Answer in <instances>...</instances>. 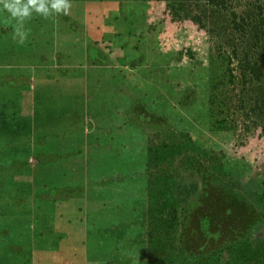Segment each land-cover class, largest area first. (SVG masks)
Segmentation results:
<instances>
[{
	"label": "trees",
	"instance_id": "obj_1",
	"mask_svg": "<svg viewBox=\"0 0 264 264\" xmlns=\"http://www.w3.org/2000/svg\"><path fill=\"white\" fill-rule=\"evenodd\" d=\"M233 1L237 0H69L100 6L103 13L94 30L97 40L84 23L75 20L76 10L70 16L53 12L48 17L59 20L61 15V27L70 33L64 40L59 35L57 47L68 42L77 44L78 51L75 47L69 53L67 49L50 51L35 66L16 65V56L24 53L9 51L17 39L10 34L11 22L0 15V45L5 44L0 52V92H10L7 80L23 69L31 81L48 83L49 90L61 86L63 96L69 98L64 105L80 107L72 113L80 120L71 116L65 122L80 124L77 153L81 161L85 159L70 176L65 174L69 168L55 165L54 160L40 164L41 155L64 145L52 134L59 128L56 117L46 122L39 114L23 118L0 104V256H16L18 264H37V244L44 238L47 252L40 264H84L89 247L104 232L95 231L103 228L109 212L128 216L129 223L143 226L150 234L156 249L150 248L146 264H158L163 250V261L171 257V263L178 264H222L226 256L225 264H264V174L248 177L251 165L232 160L220 144L227 133L233 136L239 128L241 136L259 129L264 136V0L245 4L239 0L236 5ZM33 15L29 20L32 35L41 30L43 22ZM166 26L173 28L170 33ZM206 38L208 58L225 63L220 78L217 72H223L216 61L208 68L203 67L204 61L197 62L196 45L200 47ZM73 82L80 86L71 90ZM114 88L118 91L110 92ZM53 103L42 101L46 109H55L58 102ZM188 114L194 116L191 121ZM19 131L28 135L22 138ZM125 131L129 141L122 134ZM98 148L123 156L124 175L119 181L111 164L106 176L87 175L97 164L88 168ZM136 158L142 162L134 168ZM46 170L51 177L62 173L55 184H46L39 172ZM107 180L108 185H103ZM45 195L52 197L54 215L69 213L71 204L76 218L86 217L100 225L93 231L89 226L79 228L74 234L65 230L61 219L59 232L50 223L42 224L48 214L42 208ZM29 197L32 222L25 229L18 225L24 224L21 220L15 222L23 208L16 203ZM77 200L82 203L74 204ZM92 200L99 204L96 211L89 207ZM186 207L187 211L195 207L187 220L181 218ZM253 208L260 211L261 219L244 224V215ZM242 225L244 239L233 241ZM69 234L77 235L81 243H72ZM57 244L61 249L51 250ZM4 262L0 259V264Z\"/></svg>",
	"mask_w": 264,
	"mask_h": 264
},
{
	"label": "rangeland",
	"instance_id": "obj_2",
	"mask_svg": "<svg viewBox=\"0 0 264 264\" xmlns=\"http://www.w3.org/2000/svg\"><path fill=\"white\" fill-rule=\"evenodd\" d=\"M121 1V0H119ZM237 1H233L232 4L236 5ZM256 0H243V3H249L252 2L254 3ZM70 8L67 10L68 15H72L73 10H76V15H75V20H78L80 23H84L85 24V30H87L89 32V34L96 40H97V23L98 21L100 22V18L102 17V9L100 8L99 5H95L92 2H70ZM162 11V9L160 10ZM36 14V13H33ZM6 15V14H5ZM158 14L155 15V17L157 18L158 21H160L161 17H157ZM34 15H32L33 17ZM39 17H41L43 22L41 24V30L35 34L32 35V23H30V21H26L25 24V28L31 32V35H29L27 37V39L23 42L20 43L19 42V38L16 37L17 41H14V47L10 48L9 51L11 52V49H13V51L15 50H19V52L24 53V59L23 56H20V53L18 54V56H20L19 58H17L16 56V65L18 63L22 64V66L26 63H30L31 65H39L42 62V54H46L49 53L50 51H53L51 53H54L61 50L64 51L65 49L72 51V49L75 47L76 50L78 51V47L77 44H70L68 42H65L66 45H61L60 47H57V43L59 42L58 39L60 38L59 35L64 39H66L67 37L70 36V33L68 32V29L63 30V27H61V19L62 16L59 15V20H57V16L55 17H47L44 18L41 15L37 14V18L39 19ZM31 20V19H30ZM37 23V21H36ZM35 23V25H36ZM11 24L14 26V21H11ZM70 24V22H69ZM71 25V24H70ZM164 28V27H163ZM167 30L172 31L173 28L166 26L165 27ZM96 29V32H94V30ZM67 32V33H66ZM96 33V34H95ZM10 34H14V27L12 32H10ZM69 35V36H64V35ZM15 35V34H14ZM171 35V34H169ZM207 37V36H205ZM7 38V37H6ZM44 38L50 39L52 40L51 44H48L47 42L44 41ZM71 39V37H70ZM68 39L70 42L71 40ZM206 39H202L201 41V46L199 47L198 45H196L197 47V53L199 54V60L197 62L204 63L203 67L208 68V66L213 62L216 61L217 62V66L220 67L222 69L223 73L217 72L216 77L220 78L222 77V75L225 72V63L222 64L221 61H217L215 59H213L214 57H209L208 49L206 47ZM58 41V42H57ZM205 42V43H204ZM4 45H0V52H2L4 50ZM79 53V52H78ZM50 54V53H49ZM31 56V57H30ZM50 55H48L49 57ZM54 56V55H53ZM67 59V58H66ZM72 59H70L71 61ZM18 62V63H17ZM40 62V63H39ZM196 62V63H197ZM211 62V63H210ZM66 67L63 66L61 68V70H65ZM22 74H19V73ZM16 75L14 77H10L8 81V87L10 89L7 91H3L1 90L0 92V104H4L5 106H7L9 108V111L13 112L15 111L16 116H21V117H32L35 114H39L42 118H44V121L46 122V119H50L52 117H56L58 124H59V128H57V130L55 132L52 131V134L59 139V144L61 141H63L64 145L63 147H59L58 149H52L50 154H43L41 155V162L40 164H44V163H48L49 164L52 162V160H54V164L57 166H60L62 168H69L68 170H65V174H68L69 176L75 173H72L73 169H80V162L84 161L85 159H83L82 161L80 160L81 155L78 154L77 149L80 147L78 144V139L82 138V132H81V128H80V124L79 123H66L67 120L71 119V116H73L75 119L80 120L79 116H75L72 113L75 111H79L80 107L78 106H73V104H66L68 99L67 97H64L62 92V88L61 86L59 88H57L56 90H49L47 89V84L44 81H31L32 77L30 74H25L24 69L23 70H19ZM78 76V74H77ZM77 86H80L77 82H73L72 83V89L77 88ZM3 87V86H2ZM1 87V88H2ZM118 90H116V88L111 89L110 92H117ZM50 93V96L47 95V93ZM6 94V95H3ZM115 96V94H113ZM48 97L46 98V100L43 97ZM123 97H119L117 98V101L121 100ZM47 100H52L54 101L53 104L56 103V101L59 103H57V105L54 106L55 109H51L48 108L46 109V105L42 104V101H47ZM18 102V103H17ZM120 103V101H119ZM62 105V106H61ZM86 103L84 104L83 108L86 107ZM190 111V110H189ZM192 112V111H191ZM190 112V113H191ZM86 114V112H84ZM111 113V112H110ZM81 114V113H80ZM48 115V116H47ZM78 115V114H76ZM193 115V114H192ZM190 114H188L187 119H189L190 121L192 120V118L194 116H192ZM120 117V116H118ZM60 118V121H59ZM114 118V117H113ZM63 123V124H61ZM81 123V121H80ZM242 130V128H239L238 133H236V138L235 141H233V138L235 137V135L232 136L231 133H227V136L223 137V140L220 141V144L223 146L224 152L229 155V157H231V159L233 160V158H235L239 163H246L247 165H251V167L248 169V177L253 178V177H258V175L261 177V174H264V153L262 154L261 152V147L264 146V136L261 135V129L257 130V131H250V133L247 136H241L240 131ZM103 131V130H102ZM105 131L109 132L108 129H105ZM125 137H127L126 139L129 141L128 139V135L129 132L125 131L124 133H122ZM19 135L24 138L25 136H27V133H22V131H19ZM238 135V136H237ZM210 136V135H208ZM213 140V139H212ZM215 140L217 141L216 138H214V142ZM131 142H133L132 140H130ZM219 141V140H218ZM104 148H98L95 151H100V152H93L92 153V163L89 164L88 168L97 163L95 165L94 168H92L87 175L88 176H92L96 175L98 177H102V176H106V172L108 170V168L110 167V164L113 166V168H116L114 174L116 177V181H119L118 177H121L124 175L123 172V166H125V162H121V158L123 156H121V158L113 156L110 152L108 153H104L103 152ZM94 149H90V151H93ZM102 150V151H101ZM101 152H103V155H99ZM55 153V154H54ZM90 158V159H91ZM141 159L136 158V161L134 163V168H136L138 166V163L141 164L142 161H140ZM106 161V162H105ZM109 164V166H108ZM143 164V163H142ZM120 169V170H119ZM140 169V168H138ZM136 169V170H138ZM119 170V171H118ZM56 171V170H55ZM59 171V170H57ZM80 170H78L79 172ZM40 174L46 178V184L51 183V184H55L56 182V178H58L57 176L62 174H58L56 175L55 173L53 174V177L49 176V170L46 171H39ZM79 175V174H77ZM82 176H85L86 174H80ZM204 177L207 176V174L205 172H203ZM68 177V176H67ZM69 179V178H68ZM45 180V179H44ZM43 180V181H44ZM108 180L104 181L102 184L103 185H108ZM212 186H214V181H212ZM101 190H103V193H105L104 188H100ZM97 189V190H100ZM85 191L86 189H84L82 192V196L85 195ZM55 196V193H54ZM106 196V193H105ZM81 197V196H80ZM31 197H29L28 199L25 200H21L18 201L16 204L21 205L23 204V208H21V212L22 214H19L17 219L15 218V222H17V220H21L24 224L19 226L25 227V229L29 228L32 222V218H31V213L28 209V206L31 204ZM52 197L51 196H47L45 195V205L42 207L43 210L45 209L47 211V216L45 217L44 220L42 221L43 223H47L46 225H48V223L51 224L52 227H55L56 231H61L62 227H60L58 220H64V227L66 228L65 230H68L71 233H76L78 231L79 228H85L87 227L89 229V227L92 230L94 227H97L100 225V223H98L96 220H92V219H88L86 217H84L81 221V218H76L78 217V213H75L74 211V207L70 204L69 207V213L68 210H66V213H62V211H57L55 212V215L53 213V211L51 210L50 207V199ZM110 198L108 200H106L104 203H109ZM21 203V204H20ZM82 201H75L74 204H81ZM73 204V205H74ZM75 206V205H74ZM89 207L92 208V211H96L98 209H96L97 207H99V204H97L96 201H91L89 204ZM57 205L55 206V209H57ZM195 208V207H194ZM193 209L188 210V208L186 207V210H183L181 212V218L187 220L188 217L191 219L192 217H190V215H192L193 213ZM23 209V210H22ZM37 211L40 210V208L36 209ZM258 209H252L251 212L248 211V209H245V211L249 212L247 215H244L245 218L243 219V223L244 224H250L252 222H256L259 221L261 219L259 212L257 211ZM74 211V212H73ZM89 211V210H88ZM187 211V212H186ZM192 211V213H191ZM211 211H215L216 210H210ZM209 212V211H207ZM199 213V212H197ZM36 214V213H34ZM41 215L38 214L37 218ZM249 215H253V216H249ZM184 216V218H183ZM3 217H0V220ZM105 222L103 225V228H99V230L97 229L95 231L96 234H101L103 231V234H101V236H99V239H97V241H94L92 244V246H90L89 248H91V250H89L90 254H88L87 258H86V262L84 264H146V260L148 259L149 255L152 253L151 249L152 248V244L150 242V234H148L147 232H144L143 226H137L136 224L132 221L131 223H129V218L128 216L126 217H118L116 215H110V213L108 212V214L105 216L104 218ZM136 223H138L139 221H135ZM89 226V227H88ZM243 227L239 228L236 230V233L233 236V241H241L244 239V236L242 234L243 232V228L244 225H242ZM105 229V230H104ZM93 231V230H92ZM32 233V231L30 232ZM60 233H63L60 232ZM58 234V233H57ZM153 234H155V232L153 231ZM70 235V234H69ZM57 236V235H56ZM63 236V235H61ZM72 236L73 240L72 243L77 241V243H81V239L78 238L77 235H70ZM44 240V238H40L41 244L40 242H38L37 244V248H36V253L34 256V260L37 264H40L41 262V258L45 257L44 252H47V249L45 247V242H42ZM93 241V240H92ZM3 244H5L3 241L1 242ZM65 244V241H64ZM6 245V244H5ZM78 246V244H76ZM39 246H40V251L42 252V255L39 256ZM65 246V245H64ZM61 245L59 246L58 244L56 245V249H54V245L51 247V250L58 252L61 249ZM166 248H169L165 245ZM156 249V247L153 249L152 251H154ZM160 249V248H159ZM65 251L68 249H64ZM159 251H162L161 249ZM170 252V249H169ZM162 253H164L163 255H159L160 256V260L158 262V264H170L171 263V257H167L168 261H163V258L166 255V252L163 250ZM41 257V258H40ZM1 261H5L2 264H18L17 260H16V256L13 255H6L5 253H3V255L0 256ZM231 260V257H230ZM148 261L150 262V260L148 259ZM229 261V257L226 256L223 258L222 260V264H225ZM135 262V263H133ZM78 263H82L81 260L78 261ZM171 264H178L177 261L172 262Z\"/></svg>",
	"mask_w": 264,
	"mask_h": 264
},
{
	"label": "clouds",
	"instance_id": "obj_3",
	"mask_svg": "<svg viewBox=\"0 0 264 264\" xmlns=\"http://www.w3.org/2000/svg\"><path fill=\"white\" fill-rule=\"evenodd\" d=\"M69 0H0V15L6 14L5 22L15 21L14 34L23 43L28 37L26 21L33 13L48 17L53 12H65L70 8Z\"/></svg>",
	"mask_w": 264,
	"mask_h": 264
}]
</instances>
